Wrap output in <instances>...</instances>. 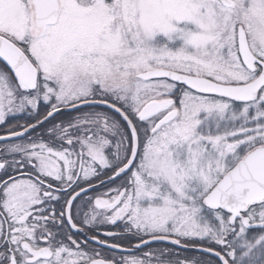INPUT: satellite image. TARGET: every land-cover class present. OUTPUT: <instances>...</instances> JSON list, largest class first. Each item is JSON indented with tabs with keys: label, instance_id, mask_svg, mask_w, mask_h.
Here are the masks:
<instances>
[{
	"label": "snow or ice",
	"instance_id": "snow-or-ice-1",
	"mask_svg": "<svg viewBox=\"0 0 264 264\" xmlns=\"http://www.w3.org/2000/svg\"><path fill=\"white\" fill-rule=\"evenodd\" d=\"M0 264H264V0H0Z\"/></svg>",
	"mask_w": 264,
	"mask_h": 264
},
{
	"label": "flooded vegetation",
	"instance_id": "flooded-vegetation-1",
	"mask_svg": "<svg viewBox=\"0 0 264 264\" xmlns=\"http://www.w3.org/2000/svg\"><path fill=\"white\" fill-rule=\"evenodd\" d=\"M98 191H102V189H97ZM109 230H113V229H109ZM157 246H159V245H154V247H157ZM107 250H105V252H106ZM145 251H146V249H145ZM186 255H196V253H194V252H187V253H185Z\"/></svg>",
	"mask_w": 264,
	"mask_h": 264
}]
</instances>
